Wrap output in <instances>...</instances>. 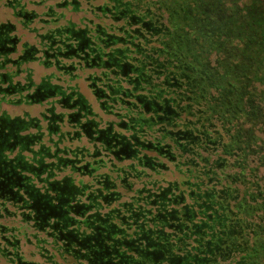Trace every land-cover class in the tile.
I'll use <instances>...</instances> for the list:
<instances>
[{
  "label": "trees",
  "instance_id": "16d2710c",
  "mask_svg": "<svg viewBox=\"0 0 264 264\" xmlns=\"http://www.w3.org/2000/svg\"><path fill=\"white\" fill-rule=\"evenodd\" d=\"M71 2L44 13L45 81L0 65V105L49 106L0 116L27 140L5 153L52 206L63 179L69 199L43 212L58 238L22 216L29 196L3 211L9 250L20 264H264V0Z\"/></svg>",
  "mask_w": 264,
  "mask_h": 264
},
{
  "label": "flooded vegetation",
  "instance_id": "af4514ba",
  "mask_svg": "<svg viewBox=\"0 0 264 264\" xmlns=\"http://www.w3.org/2000/svg\"><path fill=\"white\" fill-rule=\"evenodd\" d=\"M53 1V0H49ZM68 0H62L61 3L66 2ZM78 0H72V5H77ZM59 3V2H58ZM13 5V4H10ZM14 6V5H13ZM12 7V6H11ZM14 16L20 15L22 17V20H20L19 24L26 27V25H29L30 22L34 21L35 18H40L38 13H35L33 11L32 13L28 12H14ZM43 20V19H42ZM44 21V20H43ZM17 27L16 24L5 21L0 23V39L2 42L4 39H7L4 41V45L2 46V49L0 48V65H5L6 63H10L11 61L15 60H32V61H40L44 66L48 65L46 60L44 58H48L49 54L46 52V48L43 49V42L40 40L39 46L34 45H27L26 43L23 44L22 51L18 54L17 58H12L10 55L14 54L15 52H18V44L20 43V38L16 34ZM40 39H43L40 37ZM5 42L7 44H5ZM3 44V43H2ZM10 53V55L8 54ZM45 56V57H44ZM44 57V58H41ZM88 57V56H85ZM44 60V61H43ZM85 60L88 61L87 58ZM84 60V61H85ZM39 96H42L43 94L40 92H37ZM41 115L44 116V113H41ZM3 121V125H4ZM10 128V131H12V127L17 126L16 124H8L6 125ZM42 132V131H39ZM7 133V132H6ZM4 132V129L0 130V258L3 260H6L9 263H12L14 261V257L18 260V263H21L20 260V254L18 252H15V249L13 248L14 252H11L8 248L9 245L15 246L18 245V240L13 235L9 236L5 233V225H3L2 216L3 211L7 213L9 216L12 215V213L8 212V206L7 204L14 205V207L18 208L20 211H28L23 209L22 203H24V197L29 196L32 200V208H29V211H35L36 214H39L38 216L33 212L31 214L22 213V216L25 219H40L35 223V227H38L44 231H46V234L49 235V237L58 238L56 234L53 233L52 230L47 231L49 227L48 224V218L50 215H44L43 212L46 214L47 211H65V204L68 203V198L65 197V189L68 186V182L66 179L62 180V184L60 185L61 192H57L55 199H56V205H51V201H53L52 194H49L48 188L45 186H37L36 182L33 181V176L29 177L27 174H25L22 170L26 169L29 171H33L34 168L30 167L25 161H23L24 164H19L20 161L18 158L16 160L14 157H11L10 154L5 153V148H12L16 145H25L26 144V138L17 139L13 134H6ZM13 136V140L9 143V137ZM14 159V160H13ZM13 160V161H12ZM38 172V171H37ZM34 173V172H33ZM35 174V173H34ZM38 179L42 182V178L40 175H37ZM60 184V183H59ZM70 189V188H69ZM71 190V189H70ZM69 190V191H70ZM69 194H72L71 191ZM76 207H73L72 209L75 211H80L82 207L75 205ZM28 207V206H26ZM85 208V207H84ZM56 214V213H55ZM34 215V216H33ZM59 215V214H58ZM59 223H56L54 225H57ZM58 228L57 226H55ZM60 234V233H59ZM12 239H15V242H12ZM70 248L66 247L65 250L68 251ZM24 264H34L33 262L24 263Z\"/></svg>",
  "mask_w": 264,
  "mask_h": 264
},
{
  "label": "rangeland",
  "instance_id": "374dc122",
  "mask_svg": "<svg viewBox=\"0 0 264 264\" xmlns=\"http://www.w3.org/2000/svg\"><path fill=\"white\" fill-rule=\"evenodd\" d=\"M15 1V5L18 4V7L22 6L21 8L26 7V9L28 11H35V13H38L40 16V18L43 19V17H45V19H47V16H44V13L48 10V8L50 6H54L56 1H62V0H54V1H49V0H13V2ZM82 1V0H81ZM2 3H0V21H10L14 24H16L17 27V32L16 34L18 35V37L20 38V43L18 44L17 48H18V53L21 52V48L23 47V44L26 43L27 45L31 46H39V42H40V35L41 33H43L47 28L46 25H44L43 20L36 18V20L34 22H30L29 25H26V27L22 26L19 24V18L16 16H14L13 11L11 10V8H8L5 5L6 0H1ZM99 1H97L96 3H98ZM84 3V1H83ZM85 6V3H84ZM10 9V10H9ZM66 14V18H70L74 21H78L82 16H87L90 17V14L88 13H84V12H79V13H73L70 11H65ZM15 57V56H13ZM29 67H32L34 69V72L36 73L34 76V79L36 82L37 80L40 79L41 76L46 75L48 73H50L52 71L48 70L47 67H45L42 63H40V61H32L31 63L28 64ZM49 107L47 102L44 103H36L34 105H20V106H13V105H9L7 103H2L0 105V112L1 111H7L9 113H11L12 115H24L25 112H27L29 114V116L31 117H38L40 120H42L41 118V113H46L49 114V112L46 110V108ZM57 113L62 112V108L56 107L55 110ZM42 124L45 126L46 122H42ZM64 129H67L64 127ZM45 142H47V140H44ZM84 142V141H83ZM7 206L9 207V209H11L12 211H20L18 208L14 207V205L11 204H7ZM9 211V210H8ZM11 221V219H7L4 222L5 223H9ZM26 249L28 248L25 247ZM30 248H28L29 250ZM0 264H9L6 260H3L2 258H0Z\"/></svg>",
  "mask_w": 264,
  "mask_h": 264
},
{
  "label": "crops",
  "instance_id": "0c3cea01",
  "mask_svg": "<svg viewBox=\"0 0 264 264\" xmlns=\"http://www.w3.org/2000/svg\"><path fill=\"white\" fill-rule=\"evenodd\" d=\"M0 3H2L1 2V0H0ZM15 3V1L13 2V0H6V2H5V5L8 7V8H11V10H14L13 11V13L14 12H28V13H32L33 11H28L27 9H26V7H24V8H21V7H23V5L24 4H22V6H20V7H18V4H14ZM10 4H13V5H10ZM12 6V7H11ZM10 10V9H9ZM16 17V16H15ZM17 17L19 18V21L20 20H22V17L20 16V15H17ZM69 19V18H68ZM36 20V18L34 19V21ZM43 20H46L45 19V17H43ZM34 21H32V22H34ZM2 22H4V21H0V23H2ZM21 51H22V48H21ZM32 62V60L30 59V60H27L26 62H24V63H22L19 67H14V66H11V67H9L8 69H7V71L8 70H20V71H24L20 76H18V78H15L14 79V82H16V81H22V83H25V81L26 80H28V79H31V81H35V79H34V76H35V72H34V69L32 68V67H29L28 66V64L29 63H31ZM45 67H47V66H45ZM48 68V67H47ZM52 68H48V70H51ZM52 71H53V69H52ZM51 71V72H52ZM51 72L50 73H48V74H46V75H43V76H41L40 77V79L39 80H37L36 82H34L35 84H40L41 82H43V81H45L46 80V77L48 76V75H50L51 74ZM52 83H55V81H53ZM8 104V103H7ZM9 105H11V104H9ZM14 106V105H13ZM25 113H27V112H25ZM24 113V114H25ZM10 116V117H13V116H15V115H12L11 113H9V112H7V111H1L0 112V116ZM21 117H23L25 120H27V119H29V118H27L25 115H20ZM31 117V116H30ZM33 132H35L36 133V130L34 129L33 130ZM38 148V146L36 147V149ZM10 156L11 157H13L14 156V154H10ZM1 210V209H0ZM8 210L9 211H12L11 209H9V207H8ZM2 211V210H1Z\"/></svg>",
  "mask_w": 264,
  "mask_h": 264
},
{
  "label": "water",
  "instance_id": "95a60500",
  "mask_svg": "<svg viewBox=\"0 0 264 264\" xmlns=\"http://www.w3.org/2000/svg\"><path fill=\"white\" fill-rule=\"evenodd\" d=\"M75 41L77 42V40H75ZM59 52H60V53H59V54H60V56H61V57H64V55H65L64 53H65V52H63V53H62V51H59ZM103 77H106V76H105V75H103ZM106 86L108 87V85H106V84H103V88H106ZM101 88H102V87H101ZM108 89H109L110 93H112V87H110V86H109V88H108Z\"/></svg>",
  "mask_w": 264,
  "mask_h": 264
}]
</instances>
